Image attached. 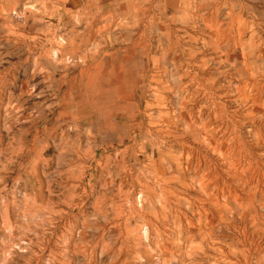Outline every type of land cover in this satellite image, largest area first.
Here are the masks:
<instances>
[{"label":"rangeland","instance_id":"obj_1","mask_svg":"<svg viewBox=\"0 0 264 264\" xmlns=\"http://www.w3.org/2000/svg\"><path fill=\"white\" fill-rule=\"evenodd\" d=\"M66 1L0 0V264H108V252L125 253L126 239L134 235L130 230L146 226L149 239L137 250L148 248L153 264H264V217L262 226L230 212L223 220L215 213L210 221L204 210L214 209L201 200L197 175L187 174L185 185L182 178L174 179L180 172L174 164L166 174L174 176L169 193L161 198L152 165L161 149L167 158L184 154V169L189 148L195 156H209L219 170L223 160L201 131L209 119L229 120L237 123L257 184L264 188V111L247 98L259 89L256 82L264 84V0H81L80 8L65 10ZM132 1L141 8L137 18ZM235 13L246 21L241 40L242 22ZM169 36L183 50L194 49L197 59L206 57L205 85L177 93L169 75L152 79L151 59L161 57L160 50L153 49L148 60L123 59L127 73L147 61V78H132L131 110L123 111L117 134L110 131L96 116L101 105L94 104L98 93L91 88L90 67L103 60V75L118 47L138 38L166 46ZM246 81L252 84L246 87ZM182 94L187 96L183 113H195L200 136H192L181 118ZM160 112L167 114L165 124ZM160 127L174 132L167 138ZM256 127L263 133L260 145L249 132ZM123 155L128 171L113 172ZM145 185L157 194L148 203L144 196L152 192L145 195ZM235 187L243 193L240 184ZM131 201L145 218L129 217ZM210 227L212 237L206 234ZM137 263L130 257L127 264Z\"/></svg>","mask_w":264,"mask_h":264},{"label":"bare ground","instance_id":"obj_2","mask_svg":"<svg viewBox=\"0 0 264 264\" xmlns=\"http://www.w3.org/2000/svg\"><path fill=\"white\" fill-rule=\"evenodd\" d=\"M132 4L134 5V7H133L134 11L132 13L133 14V18H135V17L137 18L139 16V14H140L139 10L141 8H136L137 3L135 1H132ZM238 4L240 5L239 1H238ZM243 4H245V2ZM247 4H249V3H247ZM63 5H65V4H63ZM231 5L233 6V8H234V6H236L234 3L231 4ZM204 6H207V5H204ZM232 6H230V7L232 8ZM246 10H247V7H246ZM232 12H233V18H234V11L232 10ZM243 12L244 11L242 10V13ZM236 14L237 13H235V15ZM236 16L239 19V21L242 22V25H240L238 30H237L238 33H239V38L241 40V38H242L241 28L243 26H245V22L246 21H242L241 20V16H239V15H236ZM258 17H260V16L258 15ZM246 19H248V18H246ZM251 20H253V19H251ZM239 21H237V23ZM219 24H220V22H219ZM217 26H218V24H217ZM141 32H142L141 36H143L146 33V28L141 30ZM247 33L248 32H246V34ZM72 38H74V37H72ZM248 38H249V36H248ZM253 40H254V35L252 34L251 38H250V43L253 42ZM258 40H259V38H258ZM9 41H12V40H9ZM61 41H63V40H61ZM168 43L169 44L166 45V46L162 42L158 43L157 45H152L150 43H142L139 40V38H138L133 43L131 42V45H128V46H124L123 45L121 47H118L115 51H113L111 53L112 59H111V62H110V69L108 70L107 73L105 72L103 75L99 73L100 68L104 64L103 60L97 61L92 67H90L91 70L93 71V74L89 78L91 80V83H92L91 88L94 91V93H96V92L98 93L97 94L98 97L94 100V104L101 105V107L98 108V110H97L96 116L99 119V122L100 121L105 122L104 126L106 128H108V129H110V131H112V132L114 131L117 134V131H115V129H117L116 125L119 124L118 120H121V118L123 117V111H125V110H127V111L129 110L130 111L131 110L130 108H131L132 104H131L130 100H131V97L133 95L130 94V91L128 90V87H130L131 83L133 82L132 78L140 76V75L143 78H145V79L147 78V74H146V69L147 68H146V66H147V64H149V63H147V61L141 67H137L138 66L137 65L138 61H137V64H136L137 68L135 69V71H130V73H127L126 70H123V64H122V62H124L123 59L124 60H129V59H134V60L135 59L136 60H140V59L144 60V59H146V60H148L149 59L148 55L153 51V49L160 50L162 52L161 53L162 54L161 57H157L158 56L157 55V56L152 57V59H151L153 68L155 69V72H156V74H153L152 79L153 78L156 79L157 77L155 78V76H157L158 74H161V73L162 74L164 73V76H166V75L168 76L169 75L170 77H172L173 84L175 85V90L174 91H177V93L185 92L187 90V87H189V85L197 84L199 87H201V84H202V86L205 85L203 80H202L203 76H201V69L202 70L204 69V66H205V64L207 62L206 57L202 58V61H201V58L197 59L196 56H195V52H193L194 49L192 51L191 50L185 51L186 49L183 50L181 45H180V41H178V40L171 41V37L170 36H169V42ZM262 44H264V41H263ZM262 49H264V48H262ZM197 51H198V49H197ZM123 52H124V54H123ZM263 52L264 51H262V53ZM127 53H131V54L128 56ZM250 54H248V55H250ZM130 57H132V58H130ZM95 59H96L95 56H93L92 57V61H95ZM194 59H196V61ZM201 62H202V65H201ZM194 66H196V69H194ZM167 80H169V79H167ZM166 82H168V81H166ZM211 82L214 83L215 82V78ZM161 83H164V82H161ZM250 83L251 82L246 81L245 86L246 87L250 86ZM254 85H257L258 86L257 88H259L260 90L258 89L253 94L252 97H250L251 95L250 96L247 95V98H252L251 100L253 101L254 109L261 108L264 111V98H263L264 84L262 83V85L259 86V83L256 82ZM212 88H213V86H212ZM210 91H211V89H210ZM210 93L211 92H208L207 94L210 95ZM91 95H92V93H91ZM155 95H156V93H155ZM157 95H159V94H157ZM86 96H87V94H86ZM181 97H180V100H181V103L183 105L182 106L183 110L181 112V118L182 119L185 118L186 124H187V128L190 130L192 136H194V137H196L198 135L200 136V133L196 132L197 131V127H198L197 126L198 122L194 118L195 117L194 116L195 113L194 112H190L188 114V116L183 113L184 109L186 110V106H184L185 105L184 103L187 102V100H186L187 96H184L182 94ZM222 113L224 114L225 112H222ZM158 116H159V119H160L159 121L165 124V118H166L167 114L160 112L158 114ZM217 116L218 115L215 114V119L216 120H218ZM113 118H115L118 122L117 123H113L112 122ZM151 118H153V115H151ZM202 120H201V122H202ZM152 124H154V123H152ZM236 124L237 123L231 122L229 120L228 121L226 120V122L225 121H223V122L221 121L220 123H218V121H217V123L215 124L212 121V119H209V121L203 123V125H204L203 126V130L204 131H201V136L205 137V139H207L209 141L210 145H213V149L215 151H218V156L220 157V159L223 160L222 166L220 167L219 170L212 165V162L209 159V156L204 155V154H201V156H195V154H193L194 153L193 149L190 150L188 148V150L186 149V151H184L185 149L183 148L184 149L183 151L187 153V158H186V160L184 162L186 166H185L184 169L182 167V165H183L182 161L184 159V156H183L184 154L181 153L179 156L168 157L167 158L168 155L166 153H164L163 151H161V149H158V156L159 157H158L157 160H154L152 165H153V168H154L153 176L155 178L156 185L158 186L157 188H159V190L161 191V196L160 197L162 198L164 195L166 196L169 193L168 192L169 189L167 187H170V182L173 181V177L174 176L171 175V176L168 177V176H166V174L173 171L174 164H175L176 168H178L180 170V172L178 171V175L175 176L174 179L182 178V180H184L183 183L185 185H188V183L186 182V175L187 174L190 175V176L195 174L200 179L199 182H197V185L201 189V191H199V192H201L200 193L201 200H205L206 202L211 204V207L214 209V210H209V209L204 210L206 212V214L208 215L207 218L210 221H213V219L216 217L215 213H217V216L221 220H223L225 218L224 216H226L225 212H230V213H232L233 216L236 215V216H238V218L240 217L241 219H244V220H253L254 224H256L257 226L261 225L263 223L262 222L263 221L262 217H264V214H262V212H261V211H264V188L261 189L259 187V185L257 184V181H258L257 176H258V174H255L256 169L252 167L254 165H252L253 163H251L250 151H249L248 147L246 146V144L243 142L241 133L237 132V125ZM193 127L195 128L194 130H193ZM157 130H158V132L160 134H162L165 131L166 132V137H167V135L170 136L171 133L174 132V131H171L170 128L163 130V127H160ZM249 132L252 133L253 137L256 140V143L258 145H260L262 137H263V133H262L261 129L259 127H256L253 131L250 130ZM166 148H168V147L166 146ZM127 150H129V147L126 148L124 151L127 152ZM168 151L169 150H167V152ZM170 153H172V152H170ZM200 157H201V159H200ZM159 164H161V166H158ZM127 169H128V165H126L125 156L123 155L121 157V164H118L113 172L121 171V172L125 173V172L128 171ZM130 170H129V172L132 171V170L131 171ZM131 175H132V173H131ZM128 177H129V175H128ZM130 179H127V180H130ZM127 180H126V182H127ZM140 181H141V179H140ZM150 181H152V180H150ZM142 182H144V181L142 180ZM145 182H146V180H145ZM148 183H149V181H148ZM174 183L175 182H173L172 185ZM238 184H240L242 186V191H243L242 194L238 193L239 189L237 190V188L235 187ZM149 187H150L149 185H145V188H144L145 189L144 190V194L145 195L147 194V192H149V193L152 192L151 195L144 196L145 197V201L147 203L149 201H151L152 196H154V195L156 196L157 195L155 190L151 189ZM152 188H154V187H152ZM142 189L143 188H141V191H142ZM243 195H246L247 197L244 198ZM170 197H172V196H170ZM259 197L261 199H259ZM173 199L176 200L175 198H173ZM128 200H126V201H128ZM170 201H171V199H170ZM129 203H130V205H129L130 206V208H129L130 209V212H129V217L130 218L131 217L135 218V216H139L141 218L142 217L143 218L146 217V216H143L141 213L137 212L138 210L140 211V209H138L139 205L137 203H135L133 201H131ZM157 203H159V202H157ZM164 203H165V201H164ZM162 209H164V208H162ZM123 211H124V209H123ZM119 213H122V212L119 210ZM170 213H171V211H170ZM123 215H121V216H123ZM126 215H127V213L125 214V216ZM164 218L166 219V216H164ZM119 220H121V218H119ZM148 221H149V224L152 225L151 220H148ZM180 222H181V220H180ZM190 224H192V223H190ZM212 224H213V222H212ZM196 229H198L200 231L201 237L203 239L208 238V237H206L207 235H209V237H212L214 235V233H215L213 227H210L208 229V231L206 233L207 235H205V231L203 232V230H201V228H196ZM148 231L149 230H148L147 226L145 228L144 227L143 228H136L135 227L132 230H130V232H133L134 235H128V237H127L128 239H126L127 240L128 249L125 250V253H123V251L121 249H119V248L112 249V250H110V252H108V254H109L108 255V260L105 261V262H108V264H127L128 261H129V258L133 257V258H136V261L138 262L137 264H153V260H154L153 256H152L153 254L151 253V251L148 250V248L147 249L144 248L143 251L142 250H137L138 247L144 245L145 242H147V240L149 239ZM112 236H114V235H112ZM122 237H124V235ZM132 237L134 238L133 241H131ZM157 240H159V238H157ZM123 241H124V239H123ZM159 243H160V240H159V242H156L154 245L156 246ZM129 247L132 248L133 250L136 249V252L135 253L130 252ZM124 248H126V247H124ZM141 251L144 252V253H142L143 255L141 254ZM243 253H245V250L243 251ZM122 256H125V257L122 258ZM247 258H248V256L245 259H247ZM230 264H234V263H230Z\"/></svg>","mask_w":264,"mask_h":264},{"label":"water","instance_id":"obj_3","mask_svg":"<svg viewBox=\"0 0 264 264\" xmlns=\"http://www.w3.org/2000/svg\"><path fill=\"white\" fill-rule=\"evenodd\" d=\"M82 5L81 0H68L67 3L64 5L65 10L69 9H77L80 8Z\"/></svg>","mask_w":264,"mask_h":264}]
</instances>
